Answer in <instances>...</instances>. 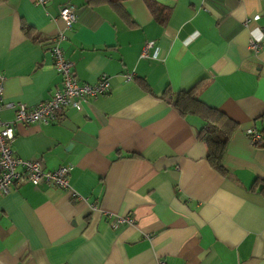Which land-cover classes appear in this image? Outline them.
Masks as SVG:
<instances>
[{"label": "crops", "instance_id": "0c3cea01", "mask_svg": "<svg viewBox=\"0 0 264 264\" xmlns=\"http://www.w3.org/2000/svg\"><path fill=\"white\" fill-rule=\"evenodd\" d=\"M44 2L0 0L6 103L35 106L61 88L51 52L60 33L78 82L107 75L112 87L56 122L16 126L15 155L47 172L70 167V187L24 183L0 195V264H264V149L249 135L264 129V0H161L166 24L143 0L121 12ZM68 4L78 14L70 30ZM192 90L239 126L228 175L198 140L202 115L171 104Z\"/></svg>", "mask_w": 264, "mask_h": 264}, {"label": "built area", "instance_id": "2783aa9c", "mask_svg": "<svg viewBox=\"0 0 264 264\" xmlns=\"http://www.w3.org/2000/svg\"><path fill=\"white\" fill-rule=\"evenodd\" d=\"M40 3H45L40 0ZM60 19L64 22L66 29L70 30L78 22L76 7L68 4L61 8ZM67 37L60 33L54 40L51 49L55 61V68L62 76V86L57 89L52 98L35 106L26 104H8L4 96V77L0 74V195L6 196L16 185L30 183L36 187L50 185L60 189H68L70 167H62L55 171H45L40 160H25L17 157L13 149L15 129L18 124H50L61 119L64 112L70 108L81 110V103L87 98H97L110 92L111 78L103 75L100 81L93 84H80L76 78L74 64L69 61L61 44ZM155 43L149 42L145 46L141 58H149L150 51ZM256 51L262 50V45L252 43ZM127 82L132 81L133 75L125 76ZM16 108L14 120L5 122L1 118V112L6 108ZM249 135L254 142L260 141V135L253 130ZM118 223L133 220L120 219Z\"/></svg>", "mask_w": 264, "mask_h": 264}, {"label": "trees", "instance_id": "16d2710c", "mask_svg": "<svg viewBox=\"0 0 264 264\" xmlns=\"http://www.w3.org/2000/svg\"><path fill=\"white\" fill-rule=\"evenodd\" d=\"M129 0H85L86 4L91 7L109 6L112 9L121 12V3ZM147 8L161 24H166L170 14V7L164 5L161 0H143ZM29 31V28H25ZM172 106L181 115L187 113H200L205 120V125L198 132V140L205 142L209 148L208 161L211 166L222 175H228L224 166V155L227 151L228 144L233 134L238 130V124L228 118L221 111L211 108L201 102L194 91L179 93L171 102ZM264 119V116H263ZM260 135V141L255 142L256 147L264 149V129L256 132ZM254 137V136H252ZM264 184V181L258 180L256 185Z\"/></svg>", "mask_w": 264, "mask_h": 264}]
</instances>
